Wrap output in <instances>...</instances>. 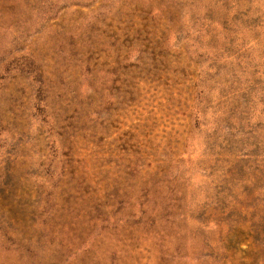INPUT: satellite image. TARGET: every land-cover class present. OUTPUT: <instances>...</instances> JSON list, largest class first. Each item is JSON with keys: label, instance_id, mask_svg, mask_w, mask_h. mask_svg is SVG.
I'll list each match as a JSON object with an SVG mask.
<instances>
[{"label": "rangeland", "instance_id": "1", "mask_svg": "<svg viewBox=\"0 0 264 264\" xmlns=\"http://www.w3.org/2000/svg\"><path fill=\"white\" fill-rule=\"evenodd\" d=\"M0 264H264V0H0Z\"/></svg>", "mask_w": 264, "mask_h": 264}, {"label": "bare ground", "instance_id": "2", "mask_svg": "<svg viewBox=\"0 0 264 264\" xmlns=\"http://www.w3.org/2000/svg\"><path fill=\"white\" fill-rule=\"evenodd\" d=\"M6 232V231H5ZM1 233L4 234V230H1Z\"/></svg>", "mask_w": 264, "mask_h": 264}]
</instances>
